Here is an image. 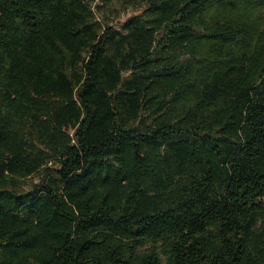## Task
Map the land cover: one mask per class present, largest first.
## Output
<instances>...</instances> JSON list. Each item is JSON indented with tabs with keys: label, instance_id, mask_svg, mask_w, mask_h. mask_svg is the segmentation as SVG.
I'll list each match as a JSON object with an SVG mask.
<instances>
[{
	"label": "trees",
	"instance_id": "1",
	"mask_svg": "<svg viewBox=\"0 0 264 264\" xmlns=\"http://www.w3.org/2000/svg\"><path fill=\"white\" fill-rule=\"evenodd\" d=\"M112 1L0 0V264H264V0Z\"/></svg>",
	"mask_w": 264,
	"mask_h": 264
},
{
	"label": "rangeland",
	"instance_id": "2",
	"mask_svg": "<svg viewBox=\"0 0 264 264\" xmlns=\"http://www.w3.org/2000/svg\"><path fill=\"white\" fill-rule=\"evenodd\" d=\"M96 3H103L102 0H95ZM115 4V5H114ZM119 4V1L118 0H113L111 2V5H114V6H117ZM111 5H109V2H107V5L102 4V11H103V15H106L107 17H116L117 13H118V10H112L111 8ZM133 8L131 6H122V9H121V19H123L124 17H127L129 14L133 13ZM34 182H38V178L37 177H31V178H26L24 180V187L25 189L29 188L30 187V184Z\"/></svg>",
	"mask_w": 264,
	"mask_h": 264
}]
</instances>
